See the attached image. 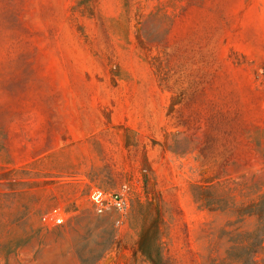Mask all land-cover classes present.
<instances>
[{
    "label": "rangeland",
    "instance_id": "1",
    "mask_svg": "<svg viewBox=\"0 0 264 264\" xmlns=\"http://www.w3.org/2000/svg\"><path fill=\"white\" fill-rule=\"evenodd\" d=\"M260 206L264 0H0V264H230Z\"/></svg>",
    "mask_w": 264,
    "mask_h": 264
},
{
    "label": "trees",
    "instance_id": "2",
    "mask_svg": "<svg viewBox=\"0 0 264 264\" xmlns=\"http://www.w3.org/2000/svg\"><path fill=\"white\" fill-rule=\"evenodd\" d=\"M198 192H194L196 201H201L204 206L217 204L215 201L203 194L204 190L197 187ZM259 211L261 217L255 229L239 234V239L231 240V246L227 251V258L231 259L230 264H259L256 258L258 249L264 243V206H260ZM157 230L154 226L153 235L149 238V243L144 246L146 236L144 233L140 235L138 240L139 249L150 259L154 264H159L161 252L156 243Z\"/></svg>",
    "mask_w": 264,
    "mask_h": 264
},
{
    "label": "built area",
    "instance_id": "3",
    "mask_svg": "<svg viewBox=\"0 0 264 264\" xmlns=\"http://www.w3.org/2000/svg\"><path fill=\"white\" fill-rule=\"evenodd\" d=\"M89 198L97 212H103L107 209L113 208L120 215H124L129 207L127 196L120 192L94 189L90 192Z\"/></svg>",
    "mask_w": 264,
    "mask_h": 264
}]
</instances>
